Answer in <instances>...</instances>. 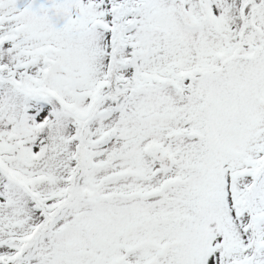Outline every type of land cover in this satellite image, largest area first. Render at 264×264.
Instances as JSON below:
<instances>
[{
    "label": "snow or ice",
    "instance_id": "obj_1",
    "mask_svg": "<svg viewBox=\"0 0 264 264\" xmlns=\"http://www.w3.org/2000/svg\"><path fill=\"white\" fill-rule=\"evenodd\" d=\"M0 264H264V0H0Z\"/></svg>",
    "mask_w": 264,
    "mask_h": 264
}]
</instances>
